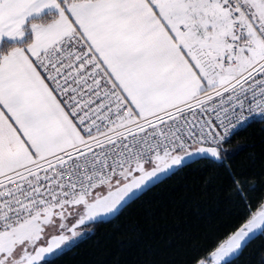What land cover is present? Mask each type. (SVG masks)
<instances>
[{"label": "snow or ice", "instance_id": "1", "mask_svg": "<svg viewBox=\"0 0 264 264\" xmlns=\"http://www.w3.org/2000/svg\"><path fill=\"white\" fill-rule=\"evenodd\" d=\"M192 164L231 222L134 264H264V0H0V264H57Z\"/></svg>", "mask_w": 264, "mask_h": 264}, {"label": "trees", "instance_id": "2", "mask_svg": "<svg viewBox=\"0 0 264 264\" xmlns=\"http://www.w3.org/2000/svg\"><path fill=\"white\" fill-rule=\"evenodd\" d=\"M259 125L240 133L234 145L250 143V134ZM252 148H246L238 161L246 160ZM258 153L259 148L255 149ZM217 184L203 174L198 164L153 187L132 203L111 224L97 230L57 264H121L137 260L171 256L193 239L217 229L224 231L231 218L218 199ZM257 240L254 244H259ZM248 253L237 262L246 264Z\"/></svg>", "mask_w": 264, "mask_h": 264}]
</instances>
